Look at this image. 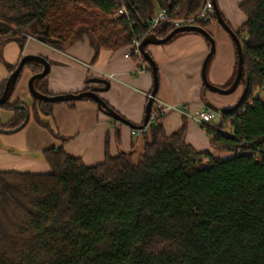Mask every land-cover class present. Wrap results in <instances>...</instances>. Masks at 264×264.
<instances>
[{
	"label": "trees",
	"instance_id": "trees-1",
	"mask_svg": "<svg viewBox=\"0 0 264 264\" xmlns=\"http://www.w3.org/2000/svg\"><path fill=\"white\" fill-rule=\"evenodd\" d=\"M205 1L0 0V58L6 43L22 49L32 35L60 50L85 38L94 62L102 49L132 46L149 33L164 37ZM118 6L127 15H114ZM158 7L167 19L148 32ZM239 9L243 97L220 111L219 125L200 124L213 148L233 155L195 151L184 125L167 134L155 94L135 162L133 151H106L102 162L86 165L58 147L42 151L48 172L0 170V264H264V154L255 157L264 146V93L257 94L264 91V0H244ZM210 20L199 25L206 29ZM16 65L6 64L9 72ZM24 67L36 73L42 64ZM46 76L34 84L50 94ZM92 80L84 90L108 87L104 78ZM34 100L31 109L19 99L1 104L13 116L0 131H18L32 115L58 136L39 117L54 103Z\"/></svg>",
	"mask_w": 264,
	"mask_h": 264
},
{
	"label": "crops",
	"instance_id": "crops-1",
	"mask_svg": "<svg viewBox=\"0 0 264 264\" xmlns=\"http://www.w3.org/2000/svg\"><path fill=\"white\" fill-rule=\"evenodd\" d=\"M243 1L216 0L220 14L233 31L238 30L245 21L239 9ZM236 11L241 18L237 17ZM206 29L214 39V53L206 69L207 79L212 84L226 87L236 68L235 44L216 19H211ZM209 47L208 40L201 34L179 32L165 43L147 45L146 50L158 73L156 101L174 106L165 111V132L170 134L184 125V140L195 151L208 152L216 158H228L233 152L213 148L204 130L193 118L196 111L208 108L207 102L218 111L233 107L242 94L241 86H237L231 94L204 88L201 66ZM24 54H37L48 60L49 72L41 82L48 93H76L96 84L93 80L87 82L88 77L104 78L108 81V87L99 95L108 106L136 125L143 122L153 76L148 70L150 64L143 61L132 46L116 50L102 49L93 62L94 51L85 39L70 43L62 50L33 37L27 38L22 49L11 41L1 51L0 83L10 73L6 64L18 63ZM32 74L30 68L23 67L9 99H19L29 109L35 103L27 87ZM12 116V110L0 107V124L7 123ZM39 117L58 136L37 123L32 115L22 129L10 133L0 131V170L48 172L50 167L41 155L47 148L62 147L67 153L80 157L86 165L102 162L106 151L112 156L120 151H133L132 156H139L142 152L144 132L132 133L131 127L106 115L94 101L55 102L51 114H40Z\"/></svg>",
	"mask_w": 264,
	"mask_h": 264
},
{
	"label": "water",
	"instance_id": "water-1",
	"mask_svg": "<svg viewBox=\"0 0 264 264\" xmlns=\"http://www.w3.org/2000/svg\"><path fill=\"white\" fill-rule=\"evenodd\" d=\"M211 1L213 4V7H214L216 20L222 25V27L231 36V38L235 44V48H236L237 66H236L235 75H234L233 81L230 83V85L225 87V88H221L217 85L210 83L207 79V76H206V69H207L208 62L214 53V39H213V37L207 31V29H205L204 27H202L200 25H184V26H180V27H175L173 30H171L164 37H157L154 33H149L146 36H144L143 39L140 41L139 51H140L142 57L150 64L151 72H152V76H153V86H152V89L148 95V99H147L145 109H144L143 122L140 125H136V124L126 120L120 114H118L114 109H112L110 106H108L106 104V102L102 99V97L94 90H82V91H79L76 93H64V94H43V93L39 92L36 89L34 82H35V80L43 78L44 76H46L48 74L50 64L46 58H44L41 55H37V54H24L23 56H21L17 65L15 66V68L9 73L8 77L6 78V81L4 83V88L2 90V93L0 94V105L10 99V96L14 90V87L16 85L18 77H19L25 63L28 61H31V60H35V61H38L42 64V69L39 72L33 73L27 81L28 90L34 99L55 103V102L72 101V100H79V99H83V98H90L97 104L98 108L100 110H102L109 117L113 118L114 120H116L120 123H124V124L128 125L132 129H137V130L141 129L149 121L150 114H151L152 102H153V99L155 97V94L157 92V87H158L157 68H156V65H155L152 57L150 56V54L146 50V46L151 44V43H155V44L165 43L168 40H170L175 34H177L179 32H197V33L201 34L202 36H204L208 40L209 45H210L209 51L206 54V56L202 62V66H201V77H202L203 84L210 91H214V92L221 93V94L231 93L239 85L240 78L242 75V69H243L242 46H241L240 40L238 39V37L236 36L234 31L230 28V26L226 23V21L224 20V18L220 14L218 6L216 4V0H211ZM38 40H40V39H38ZM242 97H243V94L240 96L238 102H236V104H235L236 106L239 104ZM206 105L210 109H214V110L216 109V107H214L212 104H210L208 102L206 103ZM27 118H28V115H26V119Z\"/></svg>",
	"mask_w": 264,
	"mask_h": 264
},
{
	"label": "built area",
	"instance_id": "built-area-1",
	"mask_svg": "<svg viewBox=\"0 0 264 264\" xmlns=\"http://www.w3.org/2000/svg\"><path fill=\"white\" fill-rule=\"evenodd\" d=\"M118 3V2H117ZM214 7L212 4L211 0H206L204 5L202 6V8L195 12L194 14L188 15L186 17H183L181 19H178L174 22V27H180V26H184V25H199V22L202 21H208L210 19H212V16L214 15ZM114 15L118 16V15H127V11L125 10V8L123 6H118V8L116 9V11L114 12ZM167 19V12L165 9H162L160 7H158L155 10L154 15L151 17V19L148 22V32L152 31L154 28H156L159 23L165 21ZM139 44L140 41L137 39H134L132 41V48L134 50V52L138 55L141 56V53L139 51ZM126 55H129V53H127ZM264 93L263 90L259 91L257 94L259 96H262ZM171 108H174V106L169 105V104H164V103H157V109L160 112H165ZM193 118L196 120V122H198L199 124H207V125H219L220 120H221V113L220 111L214 110V109H210V108H202L199 109L198 111H196L193 115ZM146 132L147 131V125H145L144 127H142L141 129H132V133L135 132ZM233 131V127L230 126L227 129V133L228 132H232ZM259 153L256 154V159L259 160L262 158V155L264 154V146L263 148L258 150ZM205 161V159H204Z\"/></svg>",
	"mask_w": 264,
	"mask_h": 264
},
{
	"label": "rangeland",
	"instance_id": "rangeland-1",
	"mask_svg": "<svg viewBox=\"0 0 264 264\" xmlns=\"http://www.w3.org/2000/svg\"><path fill=\"white\" fill-rule=\"evenodd\" d=\"M236 15H237V17L238 18H241V14H239V12L238 11H236ZM112 16L114 17V15L112 14ZM28 37H33L32 35H27V38ZM34 38V37H33ZM85 39V38H84ZM86 40V39H85ZM234 78V77H233ZM233 78H232V80H231V82L233 81ZM230 82V83H231ZM214 85H216V84H214ZM217 86H219V85H217ZM219 87H221V88H225V86H219ZM229 94V93H228ZM231 94V93H230ZM261 99L262 100H264V95L261 97ZM231 108V107H230ZM223 109V108H222ZM221 110V108L218 110V111H220ZM137 158H138V156H132V161H137Z\"/></svg>",
	"mask_w": 264,
	"mask_h": 264
}]
</instances>
